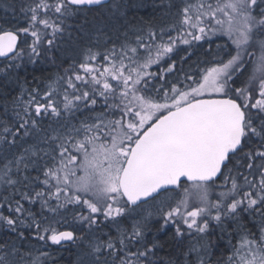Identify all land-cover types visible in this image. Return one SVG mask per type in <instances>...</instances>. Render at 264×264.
Segmentation results:
<instances>
[{
  "label": "snow or ice",
  "instance_id": "snow-or-ice-1",
  "mask_svg": "<svg viewBox=\"0 0 264 264\" xmlns=\"http://www.w3.org/2000/svg\"><path fill=\"white\" fill-rule=\"evenodd\" d=\"M261 5L264 0H187L176 22L157 31L150 22L132 24L115 0H35L21 8L26 27H0V57L10 61L0 75L8 82H18L15 69L38 64L54 48L69 18L92 8L117 20L119 41L108 38L112 47L100 67L92 63L100 53L86 48L78 65L49 79L42 96L23 83L11 99L0 96V187L19 195L14 209L5 197L15 215L0 214L7 233L0 240V264H47L50 254H34L32 240L70 242L78 249L76 264H210L208 236L229 227L240 235L229 264H264ZM19 33L31 37L28 51H17ZM212 36L227 37L217 45L226 60L210 62L198 79L186 76L192 85L173 84L162 98L159 90L150 92L149 78L157 75L148 71L152 65L171 59L180 44ZM249 64L251 73L234 87ZM174 68L175 61L160 78ZM83 112L90 115L74 122ZM220 176L231 186L213 198ZM21 201L39 204V212ZM69 206L79 227L61 230L68 221L60 210ZM245 217L259 219L258 234L242 222ZM154 219L162 221L157 233L175 226L168 240H148Z\"/></svg>",
  "mask_w": 264,
  "mask_h": 264
},
{
  "label": "trees",
  "instance_id": "trees-1",
  "mask_svg": "<svg viewBox=\"0 0 264 264\" xmlns=\"http://www.w3.org/2000/svg\"><path fill=\"white\" fill-rule=\"evenodd\" d=\"M34 2L35 0H0V27L9 30H15L17 27H26L27 18L25 13L21 11V8L27 7ZM115 2L123 5L122 10L126 13L127 19L132 24L140 26L141 24L147 25V23L150 22L156 30L159 31L161 26L176 22L175 14L187 0H115ZM193 2H195V0H193ZM212 2L215 3V0H212ZM8 5H13L14 7L9 9L7 7ZM261 7H264V5H261ZM256 12L259 13L260 8H257ZM82 13L88 14L86 18L89 23L87 25L84 24L85 18L79 20L75 18L73 24H68L66 21L65 31L56 37L54 48L45 52L38 64L25 63L22 67L11 72V74L17 78L18 82H8L3 75H0V96H2V94H7L8 99H11L19 94L21 83L24 84L27 92H30L33 88H38L42 96L44 91H46V85L49 79L55 78L58 74L63 75L64 70L70 66L75 67L78 65L83 59L84 50L88 47L100 53L97 59L92 62L93 65L100 67V65L104 63L103 55L105 49L112 47V43L109 42L108 38L110 37L112 42H116L117 45L119 44L117 40L118 33L113 30L117 20L111 19L110 13L106 9L100 10L94 8ZM119 22L122 23V21ZM75 28H78V30L82 28L84 36L81 37L79 31L74 30ZM70 29L75 31L74 38L67 41V36L65 34L70 31ZM97 29H100L104 35H100ZM172 35L175 36L176 32L173 31ZM18 38L19 45L17 51L20 49L28 51L27 45L31 43V37L26 36L24 33H19ZM226 40L227 37L217 39V37L212 36L210 38L206 37L204 40L198 42L194 41L191 46L183 44L178 45L171 59L162 61L160 64L152 65L148 69L149 72L157 74L155 77L149 78L148 87L150 92L155 94L156 91L159 90V96L162 98L164 90L170 92L173 84L180 88H184L185 85H192V81L186 79V76L191 75L194 79H198L201 69L212 66L210 62L220 58L225 60L228 58L224 56L223 52L217 49V45L225 44ZM228 43L230 44V41H228ZM44 47L47 48L46 43ZM181 57H184V59L181 60ZM173 61H175L174 70L171 73H163L164 79H161V69L168 68ZM9 62V60L0 61V68H3ZM251 68L249 64L248 72L236 82L234 87L242 86V81L249 75ZM27 92L25 93V99L28 98ZM97 99L100 101V104L103 103L99 97H97ZM2 102V98H0V105H2ZM100 104L96 106L97 112L101 111ZM0 112H2V107H0ZM76 115L78 119L74 122L78 123L79 119H83L85 116L90 115V113L83 112L77 113ZM47 123L48 122L45 121V126ZM32 175H35V173L33 172ZM227 185L231 186L230 183L225 184L224 177L221 176L220 179L216 181L214 188H223ZM5 197L9 198L11 207L14 209V200L19 199V195L13 193L12 190H6L0 187V214L14 216V211H9L10 204L5 201ZM21 202L24 204L25 208H31L32 211L39 212V204L29 205L27 201ZM60 212L68 221V224L63 225L61 230L71 228L74 224L79 227L78 222L74 220L76 212L73 210L72 206H69L67 212H64L63 209H61ZM55 218L59 220L60 216H56ZM99 219L101 221L99 227L102 228L104 233L109 232L110 227L104 222L103 216H100ZM242 222L246 224L249 229L258 234V218L253 221L252 218L245 217ZM160 223H162V221L156 222L155 219L153 220L148 240H151L153 235H159L161 240H168L169 237L174 234L175 226H170L166 233H157L156 229L160 227ZM23 231L26 234H31L26 226L23 227ZM81 231H83V229H81ZM111 232L115 235V228H111ZM229 233H231V235ZM6 235L5 228L0 227V240ZM207 239L211 247L210 264H229V258L233 256V246L237 247L240 235H237L231 227L224 233L220 232V229L217 228L210 233ZM28 247H31L36 255H38L39 252L50 254L47 264H53V262L54 264H76L78 249L75 245L70 244L55 247L51 245L50 242L45 244L43 241L32 240L31 243L28 244ZM161 255H164V253L162 252Z\"/></svg>",
  "mask_w": 264,
  "mask_h": 264
},
{
  "label": "rangeland",
  "instance_id": "rangeland-1",
  "mask_svg": "<svg viewBox=\"0 0 264 264\" xmlns=\"http://www.w3.org/2000/svg\"><path fill=\"white\" fill-rule=\"evenodd\" d=\"M88 14H86V13H80V14H78L77 16H75V17H71V18H69L68 20H67V23L69 24H73V20L76 18V19H84L86 16H87ZM77 22V21H76ZM75 31L76 30H78V28H75L74 29ZM74 30H72V29H70V31H68L65 35L67 36V41H70V39H72V38H74V33H75V31ZM79 35L81 36V37H83L84 36V31H83V29L82 28H80L79 30ZM262 38H264V37H262ZM249 51H254L255 53H256V55H259V50L258 49H250ZM250 67H252V65L250 64ZM251 71H252V68L250 69V71H249V74L251 73ZM247 78V77H246ZM246 78H245V80H246ZM225 187H230L229 185H227V186H224L223 188H213V198H215V196L216 195H218L219 194V192H221V191H223L224 190V188ZM217 229V228H216ZM221 232V231H220ZM240 241V240H239ZM237 247H239V243H238V245H237ZM241 255H243V252H241L240 253ZM237 260H238V257H237Z\"/></svg>",
  "mask_w": 264,
  "mask_h": 264
},
{
  "label": "water",
  "instance_id": "water-1",
  "mask_svg": "<svg viewBox=\"0 0 264 264\" xmlns=\"http://www.w3.org/2000/svg\"><path fill=\"white\" fill-rule=\"evenodd\" d=\"M92 9H94V8H92ZM17 45H19V38L18 37H17ZM0 61H6V59L4 57H0ZM220 177H219V179H220ZM219 179H217L216 181H218ZM70 244H71L70 242H64V245L63 246L70 245ZM53 246H55V247H61L60 245H53Z\"/></svg>",
  "mask_w": 264,
  "mask_h": 264
}]
</instances>
